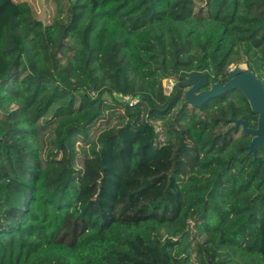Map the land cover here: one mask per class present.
Masks as SVG:
<instances>
[{
  "label": "trees",
  "instance_id": "obj_1",
  "mask_svg": "<svg viewBox=\"0 0 264 264\" xmlns=\"http://www.w3.org/2000/svg\"><path fill=\"white\" fill-rule=\"evenodd\" d=\"M55 4L44 24L0 0V264H264V143L249 154L228 120L258 115L238 90L199 107L162 90L239 64L264 83V0ZM91 158L86 216L74 204Z\"/></svg>",
  "mask_w": 264,
  "mask_h": 264
},
{
  "label": "water",
  "instance_id": "obj_2",
  "mask_svg": "<svg viewBox=\"0 0 264 264\" xmlns=\"http://www.w3.org/2000/svg\"><path fill=\"white\" fill-rule=\"evenodd\" d=\"M177 88H185L186 102L196 107L203 105L212 98L238 90L247 100L252 112L258 115L257 125L254 128L248 127L245 120L236 119L232 115L228 120L232 121L234 126L240 125L245 133L251 135L248 153L256 157V147L264 143V83L250 67L243 69L236 66L230 69L224 82L220 80L211 81L206 71L189 72L176 83L175 89ZM258 161L261 162V159L258 158Z\"/></svg>",
  "mask_w": 264,
  "mask_h": 264
},
{
  "label": "rangeland",
  "instance_id": "obj_3",
  "mask_svg": "<svg viewBox=\"0 0 264 264\" xmlns=\"http://www.w3.org/2000/svg\"><path fill=\"white\" fill-rule=\"evenodd\" d=\"M18 2L25 1L27 2L34 16L41 20L44 24H49L56 13V4L55 0H15ZM175 47H171L170 51L175 52ZM240 68L247 69L246 65L239 64L237 65ZM236 66L231 65L230 69ZM238 94V91H234L233 95ZM98 128H94L91 131V135L98 133ZM195 153L192 143L186 139L185 143L179 150L176 152V164L175 170L181 175L185 176L191 166L193 165ZM79 166L83 170V180L81 183V196L77 202L74 204V209L77 211L85 212L86 216H89V211L92 206L93 198L97 191L98 180L100 177V161L99 159L91 158L86 162L82 163V160L78 162Z\"/></svg>",
  "mask_w": 264,
  "mask_h": 264
},
{
  "label": "built area",
  "instance_id": "obj_4",
  "mask_svg": "<svg viewBox=\"0 0 264 264\" xmlns=\"http://www.w3.org/2000/svg\"><path fill=\"white\" fill-rule=\"evenodd\" d=\"M175 85H176V80L174 77H166L162 80V90H163V93L166 95V96H169L171 95V93L173 92L174 88H175ZM125 99H128L127 96L124 97ZM135 101H131V103H134Z\"/></svg>",
  "mask_w": 264,
  "mask_h": 264
},
{
  "label": "flooded vegetation",
  "instance_id": "obj_5",
  "mask_svg": "<svg viewBox=\"0 0 264 264\" xmlns=\"http://www.w3.org/2000/svg\"><path fill=\"white\" fill-rule=\"evenodd\" d=\"M226 78V77H225ZM217 80H220V79H217ZM221 82H224L225 81V79L222 81V80H220Z\"/></svg>",
  "mask_w": 264,
  "mask_h": 264
}]
</instances>
